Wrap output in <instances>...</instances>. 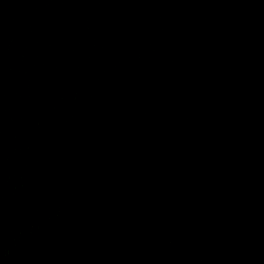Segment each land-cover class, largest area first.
Listing matches in <instances>:
<instances>
[{
  "label": "water",
  "instance_id": "water-1",
  "mask_svg": "<svg viewBox=\"0 0 264 264\" xmlns=\"http://www.w3.org/2000/svg\"><path fill=\"white\" fill-rule=\"evenodd\" d=\"M0 264H264V0H0Z\"/></svg>",
  "mask_w": 264,
  "mask_h": 264
}]
</instances>
